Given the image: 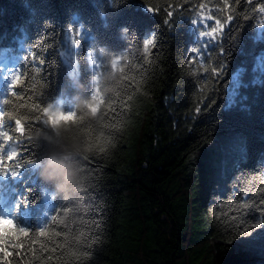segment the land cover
<instances>
[{"label":"trees","instance_id":"trees-1","mask_svg":"<svg viewBox=\"0 0 264 264\" xmlns=\"http://www.w3.org/2000/svg\"><path fill=\"white\" fill-rule=\"evenodd\" d=\"M138 2L121 5L120 19L155 32L147 53L143 30L118 36L119 0H0V66L21 72L3 120L11 129L20 119L25 129L15 134L23 144L13 161L0 143V172L21 167L16 177L0 175V215L14 220L0 233L30 229L5 241L3 264H264V227H253L264 216V0H142L155 15ZM201 10L221 21L222 54L191 51L204 43L194 26ZM79 25L85 42L74 73L64 49L67 29L75 39ZM219 64L221 78L211 72ZM233 81L247 85L237 98ZM33 105L77 112L81 151L53 124L29 127L45 118ZM82 105L86 113L76 111ZM236 136L246 141L242 155L230 151ZM52 156L79 175L71 198L42 175Z\"/></svg>","mask_w":264,"mask_h":264},{"label":"snow or ice","instance_id":"snow-or-ice-1","mask_svg":"<svg viewBox=\"0 0 264 264\" xmlns=\"http://www.w3.org/2000/svg\"><path fill=\"white\" fill-rule=\"evenodd\" d=\"M112 3H114V0H109V4H112ZM225 4H227V0H225ZM121 5L124 6V9L131 6V5H128L127 0H119V4L116 5V7L114 8V9H117V11L113 12L112 15L114 17L119 18L118 36H120L122 30H123V32H125L129 29H132V30L141 29V30H143L144 31V38H143L142 46H143L144 52L147 53L150 46H153V47L157 46V37L155 35V32L149 31L148 30L149 26L146 23H143L139 19H136V18L120 19L122 16V11H123V10H121ZM135 7L137 9H140L141 7L147 8L148 11L152 12L155 15L154 10L151 8H148L142 2V0H140V2H138L135 5ZM201 8H203V5H201ZM260 12L264 13V7L260 8ZM101 14L103 15V12ZM166 16L168 17L166 22H169L171 20V17L173 16V13L172 12H166ZM210 19H212L211 16H207V17L201 16L199 21L197 19L194 20V23H202L203 30L201 32V35H202V37H204L203 45L201 47L193 48L191 50L192 53L195 54L197 57L204 55L205 51L207 50V48L209 46H212L213 51H215V50H217V48H219V51L221 52V54L223 53L222 46H220V44H219V39L218 38L213 39L215 37L216 32H217V28L212 27L211 31H208V29L206 27H204L206 21L210 20ZM225 19H226V21L230 22L233 19V16L228 15L227 17H225ZM215 24L221 25V21L219 19H216ZM75 31L78 33V35L76 36L75 39H73L72 38V30L67 29V37L69 39L70 44L73 46V48L78 47V41L80 43L85 42L82 39V37L85 35L84 27L82 25H79L76 27ZM61 55H63V54L61 53ZM87 55L89 56L90 64L95 69V74L97 75L99 73V65L97 64V60L91 53L87 52ZM32 59L35 63H37L38 65H41V66L45 63V61L42 59L37 61L35 56H33ZM209 59H210V57H209ZM114 63L116 65L117 63H119V60L115 59ZM73 67H74V65H73ZM223 70H224V65L219 64L217 67H213L211 69V72L215 73L217 78H221ZM20 76H21L20 68H17L15 70L11 71L10 76H9L10 83L8 85V94L6 97H4L2 99V103H0V128L5 129L3 131H0V143H3L4 145H6L7 154H5V153L4 154L7 156V159L10 162L14 160L16 145L17 144H21V145L23 144V142L19 140V135H23L25 129H24V126L22 125L20 119H15L14 121H11V118H9V119L11 122H13L14 127L11 129L7 128V124H5L3 118L8 115V112L4 109L3 105H7L10 103L9 99L7 98L8 96L17 97L19 95V93L16 91V88L19 85ZM246 86L247 85H245L243 83L233 81L231 96L233 98L239 97L241 88L246 87ZM22 91H23V89H21V92ZM98 91H99V89H96L94 95L91 97V100L97 99ZM88 107L91 109L92 113H95L97 111V108L95 106H92L91 104H88ZM33 109L37 113H42L43 117H45V118L41 119V116L37 115L35 117V119L30 122L29 127H31L32 123H35V122H39L41 124L49 123V124L55 125V124L60 123V122H67L70 120L75 121V118L77 116V112H75L73 110L64 111L62 113L61 112H59V113L53 112L48 108V105L43 107L42 109L39 108L38 105H33ZM197 111H199V109H197ZM15 134H19V135H15ZM9 142H11V143H9ZM8 145L12 146L10 148V150L8 149ZM245 146H246L245 138L243 136H236L231 141L230 151L242 155L244 152ZM25 149H27V148H25ZM101 151H103V149H101ZM23 154L24 153H21V157ZM3 163H4V161L0 160V164H3ZM27 164H32V160L28 161ZM20 169H21L20 163L17 162L13 165V167L11 169L5 167L3 172H0V175H3V176L11 175L13 177H16L19 174ZM243 195L247 196L248 193L245 192ZM260 203L264 204V200H262ZM55 220H56V216H53V217H51L49 222H52ZM13 222H14V220L12 218H10L9 216L0 215V224H5V223L6 224H13ZM47 226H48V223L45 224L43 227L39 228L38 234L40 236L43 237L46 235L45 228H47ZM253 227L254 228L264 227V216H262L260 221L256 224H254ZM29 230L30 229H28L26 227L19 226L14 231L13 230H4V233H6V235L4 233H0V253H2L5 257H7L9 255V252L7 251L5 241L6 240H15L21 234L23 236L27 237L29 235ZM244 230H242L241 232H244ZM33 243H35V241ZM13 247L16 249H21L23 247V245L13 244ZM41 247L43 248V245H41ZM19 255H20V252L18 251L17 256L19 257ZM49 258H51V257H49ZM0 264H3V261H0ZM8 264H11V262L8 261Z\"/></svg>","mask_w":264,"mask_h":264},{"label":"clouds","instance_id":"clouds-1","mask_svg":"<svg viewBox=\"0 0 264 264\" xmlns=\"http://www.w3.org/2000/svg\"><path fill=\"white\" fill-rule=\"evenodd\" d=\"M81 113L87 112V105H82L79 109ZM61 112V110H56ZM76 121L60 122L53 127L58 133L67 132L71 137L70 148L73 153H79L82 145L75 136L74 124ZM46 180L55 182L58 193L64 194L66 198H71L73 190H79V175L75 169L70 168L65 164L64 160L57 159L55 156L49 158L44 173L42 174Z\"/></svg>","mask_w":264,"mask_h":264},{"label":"rangeland","instance_id":"rangeland-1","mask_svg":"<svg viewBox=\"0 0 264 264\" xmlns=\"http://www.w3.org/2000/svg\"><path fill=\"white\" fill-rule=\"evenodd\" d=\"M201 16L207 17V16H209V14L205 10H201L197 16L198 21H199ZM194 26L198 30L199 37L201 38V41L204 42V37H202V35H201V32L203 30L202 23H195ZM204 27H206L208 29V31H211L212 27L217 28V32H216L215 37L213 39H216L221 34V32L223 31V26L222 25H216L215 21L213 19L207 20ZM75 50H76V47L73 48V46L69 42V39L67 38L66 46L64 49V56H65V61L68 63L70 69L74 73H75V68H76L75 56H74ZM73 65H74V67H73ZM10 73H11V71L8 67L7 62H3L0 66V87L3 83H4V85H6V84L8 85L10 83V80H9Z\"/></svg>","mask_w":264,"mask_h":264}]
</instances>
